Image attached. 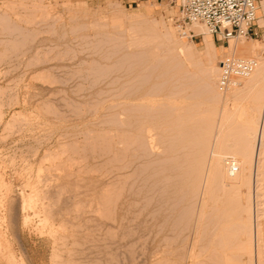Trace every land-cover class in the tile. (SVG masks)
<instances>
[{"label":"rangeland","instance_id":"obj_1","mask_svg":"<svg viewBox=\"0 0 264 264\" xmlns=\"http://www.w3.org/2000/svg\"><path fill=\"white\" fill-rule=\"evenodd\" d=\"M179 1L0 0V264H216L210 259L216 241L207 226L214 197L203 196L204 221L198 227L202 185L187 194L203 150L189 128L200 117H183L190 123L184 132L179 129L185 122H169L166 114L153 126V150L136 158L128 139L136 120L129 111L134 100L122 97L129 89L118 96L117 84L108 82L115 72L96 74L115 65L125 73L137 69L138 91L148 85L159 91L148 97L161 102L172 97L182 114L207 107L199 64L189 59L180 69L171 67L172 50L155 55L164 48L158 41L164 28H172L183 46L174 54L184 61L189 52L201 53L206 36L218 62L231 54L232 39L221 45L208 32L184 37L189 24L179 34L174 22ZM253 28L255 34L236 38L262 45L264 25ZM231 99L229 93L228 108ZM261 185L255 205L263 228L264 181ZM32 190L38 198H26ZM245 192L244 187L243 200ZM188 202L191 218H180ZM42 204L44 214L37 212ZM56 245L58 257H51Z\"/></svg>","mask_w":264,"mask_h":264},{"label":"bare ground","instance_id":"obj_2","mask_svg":"<svg viewBox=\"0 0 264 264\" xmlns=\"http://www.w3.org/2000/svg\"><path fill=\"white\" fill-rule=\"evenodd\" d=\"M38 3H39V1H38ZM39 5H42V4L40 3ZM75 11H77V10H75ZM44 12H45V10H44ZM46 13H48V11ZM118 18H119V20H123V19H125V16H123V15L119 16L118 15ZM256 22L259 26L264 25V0L260 1V5H259L258 11H257ZM91 27H93V26H91ZM189 28L194 33L208 32V30L205 28V26L199 22H193V23L189 24ZM128 29H130V28H128ZM171 29L172 28H166V29L164 28V32L161 34L162 39L158 41V44H160V45L164 44L163 45L164 48L159 50V52L157 50L155 55L158 53H161V51L162 52H165V51L170 52L172 50L171 55H174V56L169 57V59H168L169 63L168 64H170L171 67L173 66L175 69L176 68L180 69V66H182L185 63V61H187L189 59H192L191 62H193V59H194L195 65L199 64V67H198L199 70H197V72L199 71L198 74H200V76H201V79H200V76L198 75L199 76L198 81L200 79L201 83H200V85L199 84L198 85L201 87L200 89H202L201 94L203 96V99H206L209 101V104L204 109H202V108H201V110L197 109L198 111L193 110L194 112L192 111L190 113H189V111L188 112L183 111L184 113L182 114V113H180L178 105L175 103L176 101L173 102L175 99L172 100V97L170 99L164 101V102H161L163 100L158 101L159 99H157L156 97H148L149 95L151 96L152 94L154 96L155 92H157L158 89H156L155 87L153 89V87L151 85L150 86L148 85V87H144L141 90L142 92H140V90L138 91V89H139L138 86H135V85H137L136 84L137 80L135 78L139 76V74H140L139 71H137V69H134L133 71L130 70L129 72L127 70V73H125L126 71L124 69H121L119 67L120 65L119 66L115 65L116 64L115 63L116 58L114 59L115 60L114 64H112V66L115 65L116 67H110L109 69L102 70V69H104V67L101 69L98 66L101 70L98 69V70H100L99 73L95 70L97 72L96 74L101 73V74L106 75V73L115 72L114 73L115 75L112 76L110 81L108 80V82L111 84H117V86H116L117 90L116 91H120L118 96H121L125 92L126 89H129V90H126V92H125L126 96H122V97H125V98L129 99L130 101H132V99L134 100L133 108H130L129 111L132 110L131 112H133V115L135 116L134 118L137 120V122H136V120H134L135 125L133 126L132 135H131V137H129L130 136L129 135L128 139H130L129 142L131 141V143L134 144V146H135L134 148L133 147L132 148L134 149L136 158L138 156L141 157L140 152L148 153L151 150H153L152 148L155 145V143H154L155 141H154V137H153L154 133L152 132L153 126L158 124V120H161L160 118L164 117V119H165L166 114L170 113L169 116L171 118L169 117V119H170L169 122L177 123V124L179 123L177 121H180V119H182L183 117L185 119L191 118V120L193 119L192 117L195 115L200 117V121L198 118L196 120L197 122L199 121L200 123L196 122V125H194V123L193 124L191 123L192 125H190V123H186V121H183L185 119H182V121L185 123H182L184 125H183L182 129H179V130L184 131L187 128H189V126H188L187 128L184 129V126L186 124L190 125V128H189L190 131L193 130L192 132L194 134H195L194 131L197 132L196 133L197 135L196 134L195 135L197 136L196 139H198V140H196L195 138L194 139L197 141V143H200V145H198V146L201 149H203V150H199L201 152V156L199 155L198 159L194 158L195 160H197L196 161L197 164L195 163L196 164V168H195L196 173L191 174V175H193V177L190 176V177H192V179H190V180H192V182H190V180H189L190 177H187L189 180L188 181L189 184L187 183L189 185V186L187 185L189 187V188L187 187V190L189 189V193H187V194L188 195L190 194L189 196H192L195 193L198 186L200 184L202 185L201 201H200L198 215H196V222H197L198 227L204 221L203 220V218H204L203 217L204 216L203 207L205 205L203 204V200H204L203 196L209 195L210 198L214 197L213 198V202H214L213 204L214 205L212 207V210L210 209L212 211L211 212V218L208 219V217H207L208 215L206 216L208 219L207 220V226L208 225L210 226V227H208V228H210L209 232H213V237L210 240L216 241V246L214 247V249H217L216 250L217 252L215 254L212 253V256H210V259L216 264H264V260L262 258L263 257L262 255H264L263 254V252H264V230H263L264 227L262 228L261 227L262 225H260L261 223H259L260 220H257L258 214H259V213L257 214V207L259 205V202L257 203V201L259 199H261V198H259L260 197L259 196V190H260L261 186H263L261 184H263V181H264L263 180L264 179V55H262V51L264 52V43L262 45H259L257 43L250 44V43H246L245 41H242L236 37L231 38L232 40H230V42H229L230 53L232 55L241 56V57L254 56V57H256L255 58L256 64H255L254 68L252 69V71L247 76L238 78L237 82L234 85L228 87L223 92L222 91L219 92V90H217L218 88H216L217 85L215 84V82L217 81V77H218V62H216L214 60L215 56H213L214 52L212 53V49H213L212 41L208 37L204 36L203 37V47L201 48L202 49L201 53L200 54L198 53V55L195 56V54L193 52H189L188 53L189 56L187 58H184V61H183V58H181V59H180V57L177 58V55L175 56V54H174L175 49H176V51H177L176 54L179 55V50H182L183 46L181 44H179L178 39L174 38L173 33H172L173 30H171ZM208 33L210 34V32H208ZM210 36H212V35L210 34ZM242 39H244V38H242ZM144 41L142 40L141 42H144ZM173 41L175 42V44H174L175 46L172 47L173 44L171 46L169 44H171ZM97 42H98V40H97ZM132 43H134V42H132ZM134 44H137V41ZM148 45H149V43H148ZM157 46L158 45L155 44V47H157ZM173 48H174V51H173ZM130 50H131V48H130ZM111 51H112V49H111ZM144 53H145V50H144ZM153 54H151V56ZM128 55H130V54H128ZM165 55H166V53H165ZM164 57H166V56H164ZM107 58H109V57H107ZM152 58H154V56ZM155 58H157V57H155ZM150 59L151 58L149 56V60ZM195 60H197V61H195ZM163 64H165V63H163ZM129 66L131 67L132 65H129ZM166 66H168V65H166ZM134 67H135V65H134ZM131 68H133V67H131ZM181 68L183 69V67H181ZM121 70H124L125 75L121 74V73H123V71H121ZM185 71L187 72V70H185ZM131 72H133V74L128 75L129 77H127V74L131 73ZM183 73H184V71H183ZM123 76H126V77L121 81V78ZM147 78H150V75ZM134 80H136V81H134ZM134 82H135V84H134ZM148 83H149V81H148ZM163 83H164V81H163ZM155 84H156V82H155ZM183 84H185V83L183 82ZM192 86H193V84H192ZM111 87H112V85H111ZM161 87H163V86H161ZM179 87H181V86H179ZM140 89H141V87H140ZM235 90H238V92L232 94L233 93L232 91H235ZM158 92H157V94H158ZM169 93H172V92H169ZM169 93H167V94H169ZM229 93L231 94V97H232V99H231L232 103H231L230 108L226 107V102H225L229 96ZM131 94L132 95L134 94V95L132 96ZM157 94H155V95H157ZM167 96L170 97V94ZM164 97H166V96H164ZM197 102H199V101H197ZM189 105H191V104H189ZM0 113H1V110H0ZM80 113H81V111H80ZM12 115H14V113ZM196 116L194 117V119L196 118ZM166 118H168V117H166ZM189 121L190 120H188L187 122H189ZM162 122H164L163 119H162ZM7 123L9 125L10 122L8 121ZM4 125H5V123H4ZM178 125H176V126L178 127ZM157 126H159V125H157ZM174 126H175V124H174ZM8 128H9V126H8ZM187 131H188V129H187ZM187 131H184V132H187ZM181 134H183V133H181ZM194 134L192 135L193 137H194ZM125 140H127V139H125ZM127 141H125V142H127ZM93 143H94V141H93ZM110 144L108 143L106 145H110ZM110 148H111V146H110ZM105 149H108V148H105ZM98 151H100V150L98 149ZM62 152H63V150H62ZM133 156H134V153L132 154V157ZM157 162H158V160H157ZM121 164H123V163H121ZM232 164L234 165V167H236V169L231 172V168H232L231 165ZM113 168H115V167H113ZM192 170H190V171H192ZM198 181H200L201 183H198ZM185 186H186V184H185ZM244 187L246 189V192L244 194L245 200H243V197H242ZM185 189H186V187H185ZM186 191H185V193H186ZM36 194H39V193H37L36 190H32L31 193L28 194V196H26V198H31V197L35 196ZM35 197L38 198L37 195ZM186 198L188 199V197H186ZM217 199L218 200L220 199L219 200L220 203H218V204L215 203V201H218ZM24 200H25V198H24ZM255 204L257 205V207ZM42 206H43V204L40 205V209H38L37 212H43L44 211V209H43L44 207L41 208ZM192 208H191V203L187 204L185 206L184 210L180 211V215H179L180 218H183V215H185L184 217L186 218V216L188 215L189 212L193 213V211H191ZM253 208H255L254 211H253ZM43 214H44V212H43ZM187 218H191V217L188 215ZM25 219H26V216L24 217V221H25ZM185 223H187V222H185ZM55 233H53V236ZM50 236H51V233H50ZM57 238L58 237L56 236V239ZM56 239L53 238L52 240H56ZM2 242L3 241H1V243ZM4 246H7L6 243H4ZM57 246L58 245H56V247L52 248V252H51L52 256L51 257L57 256ZM244 258H245V260H244Z\"/></svg>","mask_w":264,"mask_h":264},{"label":"built area","instance_id":"obj_3","mask_svg":"<svg viewBox=\"0 0 264 264\" xmlns=\"http://www.w3.org/2000/svg\"><path fill=\"white\" fill-rule=\"evenodd\" d=\"M261 0H180L178 11L180 17L175 19L176 28L193 22H199L210 32L213 39L223 45L233 37H246L255 34L253 25L259 27L257 11ZM184 37H196L192 30ZM256 64L253 57H241L224 54L218 61L217 87L225 90L234 85L237 79L247 76ZM231 172L236 169L231 165Z\"/></svg>","mask_w":264,"mask_h":264},{"label":"crops","instance_id":"obj_4","mask_svg":"<svg viewBox=\"0 0 264 264\" xmlns=\"http://www.w3.org/2000/svg\"><path fill=\"white\" fill-rule=\"evenodd\" d=\"M127 1L137 3L138 1H141V0H127ZM211 39H212V38H211ZM212 41H213V40H212Z\"/></svg>","mask_w":264,"mask_h":264}]
</instances>
